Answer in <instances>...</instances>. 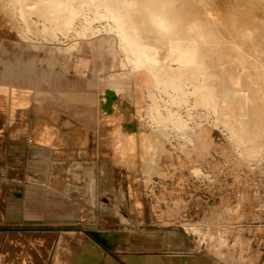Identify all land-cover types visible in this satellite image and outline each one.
<instances>
[{
  "label": "rangeland",
  "instance_id": "obj_1",
  "mask_svg": "<svg viewBox=\"0 0 264 264\" xmlns=\"http://www.w3.org/2000/svg\"><path fill=\"white\" fill-rule=\"evenodd\" d=\"M161 2L171 22L165 32L156 21L159 11L144 0H48L50 9L45 6L41 12L35 0H0V50L6 49L4 41L20 48L25 46L23 41H38L55 44L59 50L72 42L74 50L84 40L103 47L100 40L117 61L114 70L105 69L99 76V101L101 91L112 96L126 92L121 109L131 98L136 106L140 104L134 121L145 123L146 128L166 127L170 136L181 134L188 144L205 132L204 138L213 139L216 149L210 150L208 161H199L205 174L197 181L215 192L233 194L243 177L242 182L251 180L259 186L256 197L260 201L264 197V0ZM190 19L191 28L186 25ZM192 35H197L196 43L190 42ZM169 39L178 42L177 53L170 49ZM144 44L156 51L154 66L137 54L136 47ZM16 62L23 63L22 57ZM102 78L108 80L107 88L102 89ZM9 101L8 95H0V264H48L63 231L81 232L117 260L123 259L121 252H128L131 245L137 246L132 254L161 255L128 240L143 243L146 236L161 234L179 235L185 240L184 251L204 253L217 264H264V206L254 223L240 219L237 210L247 203L246 193L232 195L206 218L197 215L184 224L170 222L167 216L151 212L141 178L130 173L136 156L119 158L114 139L101 144L98 128L105 121L99 102L90 107L68 103L67 116L74 106L96 119L91 127L83 123L88 128L74 131L72 124L78 120L67 125L63 115L36 99L35 110L43 115L38 130L30 122L32 101L14 107H9ZM241 106L247 109L244 117ZM250 118L254 120L251 128L247 125ZM34 120L38 122L37 116ZM49 120L55 125L44 128ZM69 126L79 137L69 138L62 132ZM247 170L251 178L244 174ZM29 237L41 240L34 245L16 241Z\"/></svg>",
  "mask_w": 264,
  "mask_h": 264
},
{
  "label": "bare ground",
  "instance_id": "obj_2",
  "mask_svg": "<svg viewBox=\"0 0 264 264\" xmlns=\"http://www.w3.org/2000/svg\"><path fill=\"white\" fill-rule=\"evenodd\" d=\"M35 1L37 4L36 5L37 11H39V12L43 11V8L45 6H47L48 9H50V5L48 3H45L48 0H35ZM144 1L147 3V5L149 7L153 8L155 10L157 9L159 11V14L157 15L156 21H157L158 25L164 30V32L168 31V28H169L171 22L169 21L165 12L162 10L163 2H161V0H144ZM58 6L64 7L65 3H60ZM32 7H29V8H32ZM206 13L209 16L212 15L211 9L207 6H206ZM206 17H207V15H206ZM186 25L191 28L193 26V20H191V19L187 20ZM156 29H158V28H156ZM198 30L199 29H197V32H198ZM170 35H172V33ZM167 36H168V34H167ZM94 37L98 38V36H94ZM159 37H160V35H159ZM196 37H197V35L196 36L192 35L190 38V42L196 43L197 42ZM213 38H214V35H213ZM168 43L170 44V49L174 50L175 53H177L178 51H176V49H177V43L178 42L175 39H172V40L169 39ZM105 46H106V48H108V45H105ZM192 46L193 45L191 44L190 47H192ZM136 49H137L138 55L144 56V63L145 64H148L150 66H154L156 64V62H157V59L155 56L156 51H154L153 48H151V46L144 44L141 47L137 46ZM101 80L104 82V86H106V88H107L108 80H106L105 78H102ZM123 80H124V78H123ZM124 82H125V80H124ZM127 83H124V84L127 85ZM27 85H29V84L24 83V84L16 85V84H12L9 81L7 83V85L5 86L7 89L4 90L2 88L3 92L9 96V100H10L8 102L9 107H14L16 105L22 104L23 102L32 101V97H33V95H31L32 94V88L28 87ZM129 86L130 85H128V87ZM113 87H114V83H113ZM125 93H121V94H125ZM41 94H42V92H41ZM101 94H102V98L99 101V108H100L99 110H100L101 116L104 118L105 123L102 124L98 128L99 131L97 130L99 132L98 133L99 137H102V140L100 142L102 145L106 146V144H108V143L110 144V141H112L114 139L113 140L115 142V143L113 142V144L115 146L114 150L119 155L118 156L119 158L120 157L123 158V156H126V155L127 156L131 155V157L136 156V158L134 157L131 160L133 162V164L130 163V164H132L130 166V173L132 175H134L135 177L139 176L141 178L140 184L145 187L144 191L147 194V198H146L147 201L146 202H148V205L152 206V208H153V210H151V212L153 211L152 213L159 215V217H161L160 214H163L165 217L166 216L168 217V219L165 218L168 221L173 220L174 221L173 223L176 222L179 224H184L188 221L190 222V219H192L193 217H196L197 215L199 216V218H202V217L207 216L208 214H211V211L215 207H218L219 205H221V207H223L222 205L224 203L223 202L224 200H226V201L230 200L229 198H231L232 195L234 196V195H237L239 193L244 192V193H246V196L248 199L246 198L247 203L242 208H239V210H237V211L241 212L240 217L239 216L238 217L242 220L246 219L247 221H249L251 223H254L259 218L258 212L261 211L260 210L261 207L264 206V197L260 201L257 199L256 192L258 191L257 187H259V186L254 185V183L251 182V180H246V181L242 182L243 177L242 178L240 177L241 180L239 179L240 184L237 186L238 189L236 191L234 190L233 194H232V191L231 192H229V191L225 192V194L220 193V192H215V190H213L212 188L209 187L210 185L207 186V184L205 185V184L199 183L197 181V177L200 174L201 175L205 174L203 172V170L201 169V164H200L201 160L205 161L208 157L210 158L211 151L216 149V145L213 144V142H214L213 139H212V141H213L212 142L209 137L206 136V138H204L205 135H207V134H205V132L202 136L195 135L194 136L195 141L193 140V142H192L193 146H190L192 148H189L188 147L189 144L192 145V143L189 142V144H188V142L182 137L181 134H177L175 132L172 136H170L167 133V129H165L166 127L164 128L163 126L160 125V127H158V128H154V127L151 128L150 126H148V128H149L148 129V128H146L147 125H145V123H142L141 121L140 122L134 121V117H136L135 112L137 111L136 109L138 107L133 102H131V101H133L132 99H134V98H131L130 102L125 101L126 102V107H125L126 110H125V108L124 109L120 108V100H122V98H123L122 96L127 97L126 94L121 95V94H115L114 93V95L112 96V95L107 94V92H105V91H101ZM235 94L240 98L242 97L241 93L236 92ZM117 96H120V97L118 98ZM136 96H138L137 100H139V94L138 93ZM126 97H124V98H126ZM103 98L105 99L106 102H110V104H108V105L104 104L102 102ZM71 105H73V104H71ZM215 105H216V103H215ZM75 108L76 107L72 106V109L74 111L70 112L69 116H67V120L69 121L70 124H72V122L74 123L75 120H76V122H77V120L79 121V123L72 124L75 127L74 131H77V130L79 131L80 127L88 128L83 123H85V124L88 123V125H90L89 127H91V125L94 124V122L96 121V119L93 118V113L91 114L89 112H83V111H80L79 109H77V108L75 109ZM111 108H113V109H111ZM14 111H16V110L14 109ZM76 111H78V112H76ZM241 111H242L243 117L247 115V109L245 107L241 106ZM58 113H60V111ZM56 115H57V113H56ZM169 116H167V117H169ZM59 117H62V116H59ZM59 117H57V118L60 119ZM170 118H171V116H170ZM7 120H9V119H7ZM110 123H113V124H110ZM253 124H254V120H253V118H250L248 120V124H247L248 127L251 128L253 126ZM69 129L72 130L73 128L71 129V127L69 126L68 128L67 127L64 128L62 131L63 133L65 132L64 134H67L69 136V138L70 137L74 138L75 136L79 135V132L73 133V131H69ZM172 132H174V129ZM78 137H77V139H78ZM244 142L246 143V140ZM108 146H110V148H112L111 145H108ZM137 146H140L139 151H138ZM218 146H219V144L217 145V148H219ZM193 153L194 154L196 153V155L193 156L192 155ZM188 155H190V156H188ZM174 156H176V157H174ZM212 158H214V157H212ZM124 161H126V160H124ZM206 161H208V160H206ZM238 168L241 169V167H238ZM243 172H244V170H243ZM234 173H236V172H234ZM246 173H248V170H247V172L245 171L244 174L246 175ZM238 174L239 173H237V175ZM237 175L235 177L236 180H238L237 178L239 177L240 174L238 175V177H237ZM248 175H249V173H248ZM234 176H235V174H234ZM244 178H247V177L244 176ZM249 178H251V176ZM255 178L256 177H254V179ZM258 181H260V180H258ZM137 182L139 183V181H137ZM232 183H234V182H232ZM236 184H238V183H236ZM225 203H224V205H226ZM230 205L231 204H229V206ZM152 216H154V215H152ZM198 216H197V218H198ZM209 216H211V215H209ZM195 221H197V220H195ZM66 238H67V236H66ZM91 249L93 251H95V249H97V248H95V249L91 248Z\"/></svg>",
  "mask_w": 264,
  "mask_h": 264
},
{
  "label": "crops",
  "instance_id": "obj_3",
  "mask_svg": "<svg viewBox=\"0 0 264 264\" xmlns=\"http://www.w3.org/2000/svg\"><path fill=\"white\" fill-rule=\"evenodd\" d=\"M85 41L87 40L82 41L74 50L71 49L72 42L62 44V50H59L55 44L53 46L45 45L37 43L38 41L33 44L23 41L25 44L23 48L12 45L9 41L3 42L6 49L0 50V94L3 93L7 97L2 87L6 86L9 81L16 85L29 84L27 86L32 88L31 95H33L32 120L30 122L35 124V128L38 130L41 125L40 118L43 115L39 110H35L36 99L39 103L48 106L51 112L58 113L60 111L58 114L66 118L64 122L67 125H70L67 120L70 109L68 103L90 107V105L99 102L101 87L99 76L105 69L114 70L113 66L117 60L110 55L109 50L104 49L106 46L101 41H98V44L104 48L97 46L96 42ZM36 55L38 56L36 57ZM18 56L22 57L23 63L16 62ZM2 78L5 82L2 81ZM102 89H104V84ZM40 96L47 98V101L41 100ZM139 105L137 104V106ZM35 116L38 118L37 123L36 119L34 120ZM15 120L17 118H13V122ZM47 124L55 125L54 122L48 121L43 123V127L45 128ZM31 135L32 132L29 137ZM50 208L52 211L55 210L52 205ZM53 213L56 212L53 211ZM146 238L143 243L137 239L132 240L130 237L128 240L139 243L138 247L148 253H162L161 255H135L132 253L136 252L137 246L131 245L128 252H121L125 253L123 259L117 260L111 251L103 249L81 232L63 231L56 239V245L48 264H217L204 253L190 255L189 252L184 251L185 240L179 235L172 238L168 235L156 234L146 236ZM39 240L41 239L29 237L16 241L34 245ZM72 248L76 250V257ZM91 248H97L95 249L97 251L95 252Z\"/></svg>",
  "mask_w": 264,
  "mask_h": 264
}]
</instances>
